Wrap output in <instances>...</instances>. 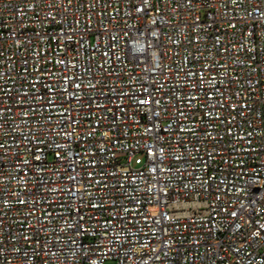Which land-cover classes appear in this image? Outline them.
<instances>
[{
	"label": "built area",
	"instance_id": "2783aa9c",
	"mask_svg": "<svg viewBox=\"0 0 264 264\" xmlns=\"http://www.w3.org/2000/svg\"><path fill=\"white\" fill-rule=\"evenodd\" d=\"M108 263L264 264V0H0V264Z\"/></svg>",
	"mask_w": 264,
	"mask_h": 264
},
{
	"label": "rangeland",
	"instance_id": "374dc122",
	"mask_svg": "<svg viewBox=\"0 0 264 264\" xmlns=\"http://www.w3.org/2000/svg\"><path fill=\"white\" fill-rule=\"evenodd\" d=\"M144 165V157L139 154L133 157L129 163V168L133 171L140 169ZM111 264V263H108Z\"/></svg>",
	"mask_w": 264,
	"mask_h": 264
}]
</instances>
